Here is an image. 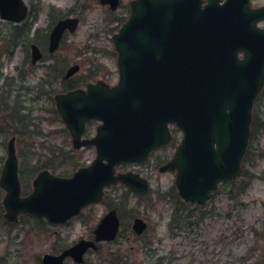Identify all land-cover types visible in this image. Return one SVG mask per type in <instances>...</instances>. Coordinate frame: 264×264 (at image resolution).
Wrapping results in <instances>:
<instances>
[{"label": "water", "instance_id": "95a60500", "mask_svg": "<svg viewBox=\"0 0 264 264\" xmlns=\"http://www.w3.org/2000/svg\"><path fill=\"white\" fill-rule=\"evenodd\" d=\"M136 0L130 17L113 43L118 54L120 81L109 88L98 82L87 91L55 96L57 111L72 137L75 149L93 145L96 159L71 179L42 173L34 192L20 199L17 160L12 142L0 186L7 192L10 220L20 212L64 222L87 205L97 203L107 186L118 183L145 191L147 182L131 173L115 175L118 165L143 163L150 152L172 140L168 124L183 131L173 159L160 172L177 171L179 196L203 204L219 183L237 175L249 138L251 108L264 84V8L252 10L250 0ZM112 10L117 0H100ZM27 14L22 0H0V17L14 23ZM78 21L57 23L49 38L50 53L66 30ZM242 54V58L238 54ZM41 54L32 46V63ZM67 71V80L78 71ZM199 112V113H198ZM101 124L91 140H80L84 123ZM140 234L145 225L136 220ZM118 231L115 211H110L94 231L95 242L112 241ZM93 243L81 241L60 258L44 257L42 264H60L65 256L82 263Z\"/></svg>", "mask_w": 264, "mask_h": 264}, {"label": "rangeland", "instance_id": "374dc122", "mask_svg": "<svg viewBox=\"0 0 264 264\" xmlns=\"http://www.w3.org/2000/svg\"><path fill=\"white\" fill-rule=\"evenodd\" d=\"M129 1L120 0L119 10L110 13L96 0H26L31 13L24 25L32 26L29 29L31 32L27 36L28 44L25 41L21 42L13 51L12 56L4 54L0 57V79L3 75L11 76L16 73L17 64L25 56L28 57V45L32 41L34 43L38 40L36 44L45 57L34 70V77L27 81L33 91L35 88L37 89L36 95L42 94L44 97L37 96L36 99L40 100L34 104L25 105V108L34 110L31 118L34 123L32 122V125L29 121L20 119V142H15L19 164L30 161L36 163V171L43 167H49L53 174L63 177H71L81 166L92 164L96 155L94 148L73 151L69 133L54 114L51 97L56 93H63L60 78L69 67L75 64L80 68L72 79V82L77 84V88L84 89L87 84L97 81H103L110 86L117 84L119 75L112 36L118 32L120 25L128 17L126 5ZM123 16L122 24H119V21L117 22L115 19ZM59 17L77 18L80 24L74 34H65L59 51L48 60L46 57L48 35L52 29L53 21L56 22ZM14 26L0 20V46L5 40L10 41ZM33 32L38 34L35 39ZM7 46L6 43V48ZM40 79L45 82L40 83ZM39 84H41L40 87ZM9 85L10 83L7 82V87ZM0 91H5L4 97L7 95V88L3 89L2 85H0ZM260 99H264V92ZM260 108V116L264 117V105ZM96 127L97 123L92 122L87 128L86 136H94ZM28 136H31L33 140L28 139ZM260 142L262 151H264V136ZM26 145H29L30 148L28 149ZM31 154L34 155L29 160ZM172 155V148L158 151L146 165H142L138 169H142L141 172H136L147 179L150 185L148 193L141 200L142 203L136 200L127 202L125 195H121V192H124L123 189L118 186L116 188L119 190H110L107 193V198H104L101 206H96L93 210L87 208L84 211L85 217L89 219L86 229H89L91 223L92 226H95L108 207L113 205V201L115 202V199L121 196L117 204L122 208L130 207V209H126L129 210L125 213L127 217L122 216L123 232L127 231L124 228L131 224L133 218L144 219L147 223L146 234L149 233L151 237H154L152 242L155 245H152L151 249L155 253L153 255L143 253L140 250V245L137 244L139 241H128L124 235H121L117 243L129 244L123 247L104 246L102 251L100 250V258L91 257L88 261L92 262L89 264H107L111 259L110 250L120 248L122 251H127L132 244H135L132 247L138 251L134 250L129 253V259L139 264H243L242 261L248 258L251 249L254 250L248 263H253L259 258L264 247V243H262L264 237L260 239L261 243L257 239L258 234L264 233V183L260 180L247 182L245 179L242 190H239L240 187L236 185H234V189H230L231 186H226L217 195L212 209L202 219L189 217L185 213L180 214L178 226L198 220L195 222L192 234L185 229L186 227L178 231L176 230L177 225L171 220L172 206L167 201V198L172 196L169 193L171 187L174 186L175 176L173 173L161 174L157 171L158 167L166 163ZM5 158L6 153L0 152V159L4 161ZM260 168L264 169V161L260 163L259 168L252 169L251 172L258 173ZM22 171L24 172V170ZM117 171L126 172L128 169L118 168ZM226 191H229L227 198ZM1 193L5 194L0 189ZM236 195V199L232 198ZM186 212H192L194 215L197 213L194 208L188 206ZM2 231L6 230H4L1 221L0 243L2 242ZM85 235L87 233L80 228L70 229L68 243ZM55 240H57L55 237L43 236L32 239L28 245H20L15 249H9L6 244H1L0 264H37L36 256L49 251L50 243ZM65 240L67 241V239ZM144 241L147 240L144 239ZM160 258L161 262L159 263Z\"/></svg>", "mask_w": 264, "mask_h": 264}, {"label": "flooded vegetation", "instance_id": "af4514ba", "mask_svg": "<svg viewBox=\"0 0 264 264\" xmlns=\"http://www.w3.org/2000/svg\"><path fill=\"white\" fill-rule=\"evenodd\" d=\"M261 7H264V0L262 1L252 0L251 8L258 9ZM104 9L106 10L107 7H104ZM30 13L31 11L29 7V14ZM121 18L123 17H119V19ZM24 24H23V27L28 26ZM257 25L264 28V21L257 23ZM27 36H29V34L19 36L16 39L15 43L17 42L21 43L24 41L26 43ZM36 37H37L36 35H33L34 39ZM33 44L37 45L36 43L29 44L28 57L25 56L23 60H21V62L17 64L18 66L15 67L16 73L11 76L3 75L0 79V85H2V88H4L5 90L7 88V91H8L5 97L3 96L5 91L4 92L0 91L1 93L0 95V152H5L6 155L8 154L7 146H8L9 141L11 140L13 141L14 147H15V142L16 143H18V141L20 142L21 114L25 115L26 117L24 119L25 121H29L30 124L32 125L34 123V120L31 119L34 114V110L32 108H28V109L25 108V105L34 104L35 102L40 100V99H36L37 96L42 97V98L44 97V95L42 94L36 95L35 92L37 89L35 88L34 89L35 91H33V89L29 87V84H27V81L31 80L34 77L33 72L37 68V66L40 64L39 63L38 65H36V64H33L31 61V46ZM47 44H48V39H47ZM40 51L41 53H43L41 49ZM44 59L45 57L43 56L42 60ZM20 66H21V69H19ZM39 81L40 83L45 82V80L43 79H40ZM7 82L10 83L8 87H7ZM263 105H264V99H260V98L257 99L254 103L252 121L250 125L249 143H248L246 152L244 154V157L241 161L240 172L238 176L235 179L228 181L225 184L221 185L219 190L222 191L226 186L232 187L234 185L243 188L245 179L247 182H251L254 180H260L262 183H264V169L261 170L260 168V171L258 173L251 172L252 169L259 168L260 163L264 161V151H262L263 149H262L261 142H260L261 138L264 136V117L260 116V109H261L260 106H263ZM171 132L174 138L173 151L175 153V151L178 149L180 145V142L182 139V132L180 129L175 128V127L171 128ZM85 137L92 138L93 136L91 137L85 136ZM29 148L30 147H28V149ZM162 149H158L154 151L152 154H155L156 152ZM32 155L34 154L29 155V160H31ZM18 157L19 156H17V159H19ZM5 160L3 161V159H0V176H1V172L4 167V164H5ZM36 169H37L36 163H32L29 161L24 164L23 163L19 164L18 162L17 174H18V181H19L20 190H21V194H20L21 199H26L33 193V183L36 177L41 172L47 171L51 176L66 178L63 176L53 174L52 171H50L49 167H43L41 168V170H38V171H36ZM22 170H24V172ZM141 170L142 169L136 170V172H141ZM175 175H176V172H175ZM30 179L31 180L33 179V180L31 181ZM29 181H31V183L27 185ZM219 190H217V193L213 195L211 201L207 203L209 205L207 207L202 208L201 210L209 211L212 208V205L215 203V198L217 194L219 193ZM120 197L121 196L117 197L115 199V202L113 201V205L111 206V208H108V210L106 209L107 211L103 214L104 216L110 210H115L117 212V216L119 219V231H118L117 237L112 242H102L98 244L95 243L96 249L94 250L88 249L86 251L84 255V264H89L90 262H92L91 260L90 261L88 260L93 256L96 259H99L100 258L99 255L101 253L100 250L102 251L104 246L123 247L126 244H129V243H117L121 235H124L126 240L128 241L129 240L139 241L137 242V244L140 245V250L143 253L148 254V255H153L155 253V251L151 249V246L155 245V243L152 242V238L154 237L153 236L151 237L149 233L147 234L143 233L142 235H139L134 232L135 231L133 227L134 222L137 218H140V217L133 218L131 224L124 228V229H127V231L123 232L122 216L127 217L125 213H127L129 210H126V209H130V207L122 208L119 204H117L118 201L120 200ZM5 198H6V193L4 195L1 193L0 194V222L2 221V226L4 230L6 231H2V238H1L2 242L0 243V245L6 244L9 249L11 248L15 249L20 245L22 246L28 245L30 240L37 239L39 237L50 236L52 238L54 237L57 238V240L52 241L50 243L49 251L40 253L39 255L36 256L37 264H42L44 257L60 258L66 251L74 247L76 244H78L82 240L94 241L93 232L96 229L97 224L100 222L101 218L103 217L102 216L99 219V221L97 222L95 226L94 225L92 226V223H91L90 228L86 229L87 221L89 219L85 217L84 211H86L87 208H90V210H93L94 207L99 206V205L101 206L102 203H99V204H94V205H90V206L83 208L76 217L70 219L69 221H65V222L55 223L53 221L48 220L47 218L34 217V216H31L25 213L19 214L15 222H9L5 217L7 213L6 206H5ZM143 198H144L143 196H138L134 194L125 195V200L127 202H130L132 200H136L137 202H140ZM142 202L143 201H141V203ZM185 205L188 206V204H185ZM189 214H190V217H192L193 215L192 212H190ZM142 220L146 223L144 219ZM195 222L196 220L193 222H187L184 225H180L179 229L187 227L185 229L189 230V232L192 234L193 230L195 229L194 227ZM76 228H80L84 230L85 233H87V235L79 237L77 240L73 241L72 243H68L69 230L70 229L74 230ZM258 235L259 237L262 236L261 234H258ZM65 239H67V241ZM144 239L147 241H144ZM141 240H143V242H140ZM134 245L135 244H132V246ZM132 246L127 251H122L120 248H114L113 250H110L111 259L108 261L107 264H135V263L139 264L129 259V253L134 252V250L138 251V249L133 248ZM0 261H1V256H0ZM158 261L160 263L161 258ZM60 264H76V263L69 256H65L61 260Z\"/></svg>", "mask_w": 264, "mask_h": 264}, {"label": "trees", "instance_id": "16d2710c", "mask_svg": "<svg viewBox=\"0 0 264 264\" xmlns=\"http://www.w3.org/2000/svg\"><path fill=\"white\" fill-rule=\"evenodd\" d=\"M13 32V39L11 40V41H14L15 42V40L19 37V36H23L24 34L23 33H21V32H18V30L17 29H14V30H12ZM13 50V48L11 49V50H9L8 51V49L6 48V43L4 42L3 43V45H1L0 46V57L2 56V55H4V54H7V53H12L11 51ZM60 78V77H59ZM62 89L63 90H65V91H67V90H72V89H75V88H77V84L75 83V82H72V80L71 81H68V82H66V83H62ZM54 114H55V116L58 118V115H57V113L54 111ZM28 139H31V140H33V138H31V136H28ZM27 139V140H28ZM25 140V139H24ZM32 144H34V143H32ZM169 195H172L171 196V198L172 199H178V196H177V194H176V192H175V189L174 188H172L171 189V191H170V193H169ZM179 200V199H178Z\"/></svg>", "mask_w": 264, "mask_h": 264}]
</instances>
